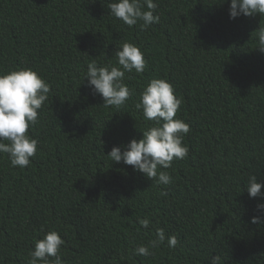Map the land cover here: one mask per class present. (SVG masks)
Segmentation results:
<instances>
[{
  "label": "trees",
  "instance_id": "obj_1",
  "mask_svg": "<svg viewBox=\"0 0 264 264\" xmlns=\"http://www.w3.org/2000/svg\"><path fill=\"white\" fill-rule=\"evenodd\" d=\"M113 2L0 0V74L31 68L51 85L28 130L39 142L30 165L14 168L0 153V264H28L50 231L64 240L65 264H210L218 255L264 264V197L246 187L251 175L264 185V15L231 19V0H153L160 21L141 29L112 16ZM125 42L147 66L125 74L134 95L124 106L104 107L87 66H118ZM154 78L174 86L183 101L175 118L191 129L188 156L160 169L167 185L107 156L154 126L135 107ZM157 228L177 246L166 239L153 255H135Z\"/></svg>",
  "mask_w": 264,
  "mask_h": 264
},
{
  "label": "clouds",
  "instance_id": "obj_2",
  "mask_svg": "<svg viewBox=\"0 0 264 264\" xmlns=\"http://www.w3.org/2000/svg\"><path fill=\"white\" fill-rule=\"evenodd\" d=\"M145 8L147 10H145ZM157 4L153 0H117L109 4L110 14L121 20L128 27L140 24L146 29L159 23L160 16L154 15ZM264 15V0H231L229 16L235 19L240 15ZM258 45L264 51V27L257 30ZM115 56L118 66H98L89 63L85 78L88 85L103 99L104 107L121 108L134 95V90L125 83L126 73L143 74L147 66L143 52L132 43H123ZM51 85L31 68L10 70L0 74V153L8 155L10 165L24 169L37 154L38 140L28 134L30 127L38 123V110L48 100ZM182 98L175 94L174 86L166 79L154 78L148 82L139 94L135 107L142 111L146 121L154 126L146 128L141 139H132L127 145L113 147L107 156L113 162H123L143 173L157 184L167 185L172 182L171 175L160 169L172 167L174 159L181 160L188 156L189 148L183 143L190 132V125L175 118L182 104ZM7 141V143H5ZM247 191L250 198L264 197L257 182V177L248 178ZM166 195V193H165ZM257 211L264 212V203L257 204ZM252 223H260L261 217L253 216ZM151 221L145 217L139 224L147 229ZM155 239L147 245L134 249V254L151 256L150 249L158 248L167 239L169 248H175L178 239L175 235L167 236L163 228H157ZM64 240L56 231H50L42 239L35 241L34 250L29 252L28 264H65L60 256ZM54 257V261L49 258ZM210 264H223L221 256L211 258Z\"/></svg>",
  "mask_w": 264,
  "mask_h": 264
}]
</instances>
